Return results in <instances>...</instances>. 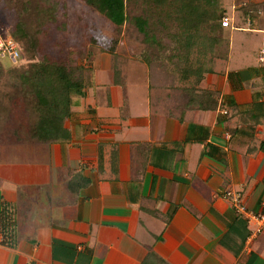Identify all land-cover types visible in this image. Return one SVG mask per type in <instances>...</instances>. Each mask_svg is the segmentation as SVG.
Here are the masks:
<instances>
[{
  "label": "crops",
  "instance_id": "crops-1",
  "mask_svg": "<svg viewBox=\"0 0 264 264\" xmlns=\"http://www.w3.org/2000/svg\"><path fill=\"white\" fill-rule=\"evenodd\" d=\"M224 6L228 47L199 84L94 50L70 140L30 139L37 166L0 174L17 223L0 264H264V227L250 240L224 196L262 211L264 0Z\"/></svg>",
  "mask_w": 264,
  "mask_h": 264
},
{
  "label": "trees",
  "instance_id": "trees-1",
  "mask_svg": "<svg viewBox=\"0 0 264 264\" xmlns=\"http://www.w3.org/2000/svg\"><path fill=\"white\" fill-rule=\"evenodd\" d=\"M40 1L46 3L48 12H40L41 7H37L34 18L37 33L17 18L13 19L9 33L2 36L17 43L21 52V64L10 65L17 67L12 70L18 83L16 98L30 122V138L38 143H65L70 134L64 123L73 115L75 99L83 97L90 86L94 50L113 53L119 40L91 35L83 44L76 41L64 45L58 36L45 39L41 36L45 24L56 21L59 6L66 11L69 8L66 2L60 5V0L58 5L57 0ZM79 1L97 11L118 31L132 19L127 13V0ZM136 1L129 0V4ZM224 3L225 0H141V8L143 4L149 8L148 15L143 9L144 16L130 22L136 25L144 45L136 60L157 64L181 82L194 79L199 84L207 73L213 72L215 59L223 57L228 47L225 27L221 25L227 13ZM250 7H243L244 16L252 13ZM24 52L32 60L26 68L22 66ZM1 61L4 59L0 58ZM16 228L13 206L0 202L1 246L15 247Z\"/></svg>",
  "mask_w": 264,
  "mask_h": 264
},
{
  "label": "rangeland",
  "instance_id": "rangeland-1",
  "mask_svg": "<svg viewBox=\"0 0 264 264\" xmlns=\"http://www.w3.org/2000/svg\"><path fill=\"white\" fill-rule=\"evenodd\" d=\"M58 2L59 0L55 4L58 5ZM62 2H66L69 9L66 11L59 6L56 21L45 24L44 32L41 34L43 38L58 36L66 45L67 43L74 44L76 41L83 44L91 35H103L109 40H119L115 49L121 51V54L130 55L132 53L134 57L136 53H141L144 47L141 41L142 36L139 35L134 22L130 23L133 18L144 16V14L141 15V10L144 9L145 13L149 12V8H146L144 4L143 9L141 8V0H137L134 5L129 4L127 0V13L132 19L120 31L110 25L97 11L81 1L60 0V5ZM38 6L41 7L40 12H48L46 3L40 0H0V35H7L13 19L17 18L26 22L27 26L32 28V32L35 30L34 33H37L34 18L38 14V12L35 14ZM18 44L22 47L20 42ZM24 55L22 66L26 68L32 60L25 52ZM10 64L12 61L8 59L0 63V174L2 176H9L14 174L15 170H19L17 166L12 167L11 165H21L19 168L22 174L32 166H37L34 162L36 155L31 152L29 146L36 144L30 140L28 129L30 122L23 112L22 104L16 98L18 83L12 70L17 67ZM21 137L25 139L22 142L17 140ZM12 138L16 140L11 142Z\"/></svg>",
  "mask_w": 264,
  "mask_h": 264
},
{
  "label": "built area",
  "instance_id": "built-area-1",
  "mask_svg": "<svg viewBox=\"0 0 264 264\" xmlns=\"http://www.w3.org/2000/svg\"><path fill=\"white\" fill-rule=\"evenodd\" d=\"M221 25L225 28L230 26L228 17L222 19ZM0 58L8 59L12 64L18 65L22 61L21 52L19 51L17 43L9 38H4L0 35ZM225 198L231 203L235 213L246 220L248 223H255L257 225L256 230L250 236V240L259 234L264 227V202L262 205V211L254 213L250 211L243 202L242 194L239 192L228 190L224 193Z\"/></svg>",
  "mask_w": 264,
  "mask_h": 264
}]
</instances>
